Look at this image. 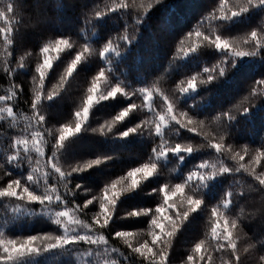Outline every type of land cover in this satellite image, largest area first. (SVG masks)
Segmentation results:
<instances>
[{
  "label": "trees",
  "instance_id": "1",
  "mask_svg": "<svg viewBox=\"0 0 264 264\" xmlns=\"http://www.w3.org/2000/svg\"><path fill=\"white\" fill-rule=\"evenodd\" d=\"M113 2L118 0H0V10H4L8 17V24L0 20V28L11 26L13 29L10 33L13 41L11 45L6 44L4 35L0 34V95L7 94L13 86L18 89L16 99L10 102L18 118V125L13 127L11 119L7 117L0 120V188L6 187L12 179L25 182L31 168L36 166L35 160L40 159L33 153L31 166L27 161H17L15 164L8 162L14 138L21 135V130L27 123L21 118L32 116V98L39 87L38 80L33 78L39 76L35 69L37 64L43 62L40 50L45 44L58 38L69 39L74 47L59 53L53 50L49 54L52 68L46 72L44 92L56 95L54 99L44 100L41 104V113L45 116L41 130L46 137L48 130L55 132L66 123L75 124L74 113L82 109L86 90L100 69L108 70L106 75L112 86H122L128 92L155 86L174 101L178 112H188L194 119L204 121L205 127L195 126L201 133L196 135L186 129L177 130L179 126L174 123L170 125L165 130L166 139L170 143L190 144L196 150L191 154L169 153L157 160V174L142 181L138 188L119 199L109 226L100 230L98 225H93L105 234L111 247L124 253L123 256L119 253L99 256L103 250L80 243L26 256L15 264H104L105 259L116 260L118 264H147L140 257L129 255V249L122 241L112 237L114 232L132 230L138 233L135 240L150 242L151 238L147 234L149 217H121L132 210H154L162 203V196H158L155 190L164 184L184 182L202 161L215 162L216 153L207 147L212 135L217 139L224 135L223 143L232 145L236 150L247 147L249 153L241 163L255 167L257 172L264 171V161L256 166L250 160L257 150L264 151V96L252 97L251 103L245 99L255 82L264 80V47L255 55L236 58L234 66L231 58L228 63L223 64L222 59L226 54L213 47L202 46L186 57L177 51L181 47V40L185 41V48L196 41L194 36L185 40L188 33L199 28L206 34H211V28L215 26L220 35L229 39H242L256 30L264 41V5L251 7L246 13L229 21H216L209 17L218 9L220 0H160L146 14L134 9L107 12V7ZM136 2L138 4L140 0ZM234 2L235 0H230V5ZM8 3L13 4V13H7ZM35 9L40 13L36 14ZM97 11L105 14L97 18ZM125 33L129 37L126 42L120 39ZM110 40H117L118 54L109 52L102 59L99 52ZM83 45L92 49V53L77 65L66 82H62L61 77ZM240 47L242 50H251L252 45L241 44ZM21 58L23 68L19 66ZM216 65L225 68L224 75L219 76L217 69V73L213 74L216 75L213 81L201 84L200 80H207L209 75L203 73L204 68ZM6 68L12 71L7 72ZM193 75L197 76L198 89L180 94L178 85H181V81L186 85L187 79ZM104 87L102 82L101 89ZM154 99L156 110L160 111L162 100L159 96ZM132 102L141 105L143 98L137 94L129 101L118 94L115 100L95 105L84 129L65 143L58 154L65 172L78 163L97 159L103 162L84 172L74 173L69 178L68 188L75 195L68 194L67 204L60 208L74 209L77 205L82 206L88 199L102 196L103 188L112 180L126 176L127 171L148 162L153 148L159 143V137L152 135L147 128L138 129L137 133L124 138L119 135L144 120H151L152 114L146 109L138 108L130 113L123 122L115 124L111 133L100 135L98 131H93L111 122ZM244 108H249L248 112L243 113ZM224 112H231L235 118L231 121L223 117L215 119ZM205 133L210 134L208 140L204 139ZM47 139L50 142L45 146L46 155L41 160L42 171L44 161L52 153L53 138ZM221 159L228 167L236 166V162L229 159L227 153ZM49 183L57 184V181L50 179ZM76 185L81 187L77 189ZM57 186L61 193L65 192L62 184ZM32 190L37 194L41 191L36 186ZM228 192L233 195L226 215L237 221V227L233 231L240 257L239 264H261L260 257L264 256V187L243 170L222 174L206 182L197 192L203 200L201 209L191 213L186 221L177 219V213H182L187 206H182L179 199L174 198L177 207L168 214L176 220L178 230L165 249L168 264H185L194 244L210 237V210L221 204ZM18 204L23 207L19 211H13ZM98 211L99 204L94 201L93 205H89L78 215L80 219L91 223L93 213ZM0 233L4 234L0 238H15L20 242L33 236H60L62 230L54 224L51 211L42 209L38 203L25 205L14 199L0 198ZM82 234L86 233L78 230L72 236ZM47 243L36 242L40 248ZM160 247L164 245L161 244ZM206 248V260H197V264H208V255L212 257L211 264H224L225 261L235 264L230 250H215L214 241L209 239Z\"/></svg>",
  "mask_w": 264,
  "mask_h": 264
},
{
  "label": "snow or ice",
  "instance_id": "2",
  "mask_svg": "<svg viewBox=\"0 0 264 264\" xmlns=\"http://www.w3.org/2000/svg\"><path fill=\"white\" fill-rule=\"evenodd\" d=\"M160 0H140L137 4L136 0H118L113 2L107 7L106 11H117L134 9L143 13L153 6L154 3H159ZM264 5V0H235L234 4L230 5V0H220L219 7L213 13L210 14L209 19L216 21H229L234 17L240 16L246 13L251 7ZM7 13H13L14 7L12 3H8ZM103 14L101 11L96 12V17L100 18ZM0 20L8 24V17L4 10H0ZM13 31L12 27L0 28V34L4 35V41L6 44L11 45L12 39L10 33ZM196 38V41L190 44L187 48L183 47L185 41L181 40V47L177 49L179 53L186 57L192 53H195L202 46L213 47L215 50L225 53V58L222 59V63H228V59H232L233 66L235 65L236 58H242L245 56L255 55L261 47H264V41H262L261 34L256 30L250 32L249 36L242 39H229L217 32V26L211 28V34H206L199 28L193 32H190L185 37V40ZM120 39L128 41L129 37L125 33ZM252 45L251 50H242L240 45ZM74 44L66 38H58L45 44L41 48V55L43 56V62L37 64L35 71L39 74L38 77H34V80H38L39 87L34 91L31 110L32 116H24L21 119L26 121L25 127L21 130V135L14 138L11 145L13 151L8 157L10 164H15L17 161H27L31 166L33 163L32 154L40 158L35 160V167L31 168V172L26 176V181L22 183L20 179H12L7 183L6 187L0 188V198L14 199L16 201L24 202L25 205L38 203L42 206V209L51 211L53 222L61 230L62 234L56 236L53 234L40 235L27 237L18 242L17 239H3L0 238V264H15L16 261L26 256L38 255L41 252H49L53 249L63 248L69 245H75L83 243L87 246H95L103 250L99 256H110L111 253H119L124 255L118 248L111 247L109 240L102 231L97 230L93 225H98L100 230L109 226L110 221L113 219V213L116 211V205L119 199L131 191L138 188L142 181H147L157 174L156 161L166 157L169 153L179 155L181 153L191 154L196 148L192 145H184L179 143H170L165 136V130L173 123L178 125L177 130L186 129V131L200 135L197 131V127L204 128L205 124L202 120L194 119L186 111H179L176 109L175 103L167 95L162 93L155 86L137 89L135 92H128L122 86H112L109 83L108 76L106 75V69H100L91 80L90 86L86 90V97L83 100V107L80 110L75 111L74 119L75 124L66 123L56 129L55 132L48 130L47 137H52V153L43 163V171L41 170V160L45 157V146L50 142L45 136V132L41 130V126L45 121V116L41 113V104L44 100H52L55 98L56 93L44 92V82L46 78L47 70L52 68V58L50 53L54 50L59 53L67 49H72ZM119 44L117 40H110L107 45L99 52V56L103 59L106 54L113 52L118 54ZM8 52V49H5ZM92 49L83 45L80 51H78L68 65L65 75L61 77L62 82H66V78L72 76L82 60L87 59V56L92 53ZM11 55L10 52H8ZM21 58L20 67L23 68ZM219 76H223L225 68L221 65H216L212 68L206 67L203 73H209L207 80H200L201 84L213 81L216 78L214 73ZM7 72H11V69H5ZM105 85L103 90L101 89V83ZM198 89L197 76L193 75L187 79L186 85L184 81H181V85H178V91L180 94H187L194 92ZM18 89L13 86L9 89L5 95H0V120H4L6 117L12 121V126L18 125V118L14 112V107L10 102L14 101L17 97ZM127 98L129 101L132 97L139 94L143 98V103L137 105L132 102L127 105L126 108L121 110L111 122L101 125L98 129H93L94 132H99L100 135H106L111 133L113 127L118 122H123L130 113L138 108L146 109L152 114L151 120H144L133 128L126 129L119 135L121 138L129 136L131 133H137L138 129L147 128L155 137H159V143L153 148L152 156L148 162L143 163L141 166L135 167L127 171L126 176H121L118 179L112 180L103 188L102 196L93 197L84 202L82 206L77 205L73 208H60L61 205H66V196L68 194L75 195L71 189L68 188L70 183L69 178L74 173H81L88 170L91 167L98 166L103 161L97 159L95 161L85 162L83 164H76L71 166L70 170L65 172L62 170L58 154L63 149L65 143L71 138L78 135L87 124L90 113L93 107L102 101L115 100L117 95ZM159 96L162 100L161 110L157 111L155 106L154 97ZM264 96V80L255 82L254 86L246 100L250 103L252 97ZM249 108H244L243 113L248 112ZM178 112V114H177ZM221 117L227 121H231L235 118L231 112H224L221 116H217L215 119L220 120ZM209 133L204 134V139H209ZM225 137L220 135L219 138L212 135L207 147L214 150L216 153V161H202L196 166L195 170L191 171L186 177L185 181L179 184H164L158 190H155L158 196H162V203L155 207V209H139L132 210L126 214L127 218H140L141 216L149 217V241H137L135 237L138 235L136 231L132 230H120L113 233V239H120L122 243L129 249V255H135L146 261L147 264H168V257L166 255V248L170 245V238L173 237L178 230L177 222L168 213L174 211L177 207L176 199H179V203L187 207L182 213H177V219L180 221H186L191 213H195L201 209L203 200L197 195L198 190L203 187L206 182L210 181L214 177L230 172H240L241 170L248 172L255 181L261 187H264V171L257 172L255 167H251L244 163L245 156L248 155L249 149L244 147L240 150H236L232 145H226L223 143ZM228 154V158L236 162L235 167H228L225 165L224 160L221 159ZM252 165L259 166L261 161H264V151L257 150L254 156L250 157ZM50 169L51 171H49ZM58 174V176L56 175ZM55 179L57 184H50L49 180ZM58 184L64 186L65 192L61 193L58 188ZM193 185H195L193 187ZM33 186L39 187L41 191L37 194L34 192ZM81 186L76 185L79 189ZM186 189L188 191L186 192ZM232 193L228 192L225 195L222 203L214 206L210 210L211 225H210V237L201 239L194 244L191 249V253L187 256L185 264H197V260L205 261L207 252L206 245L208 240L215 242V250L217 251H229L231 256L234 257L235 264H239L240 257L237 254V243L234 236V229L237 227L236 219H230L226 212L229 210L232 203ZM98 202L99 211L93 213L92 222L88 223L80 219L78 213L83 209ZM23 206L17 205L13 211H19ZM101 218H103L101 220ZM78 230L86 233L82 235L70 236L71 233H76ZM158 230V231H157ZM3 233H0V237H3ZM48 243L45 247L40 248L36 242ZM163 244L164 247H160ZM91 248V247H89ZM211 255L207 256L208 264H211ZM261 264H264V256L260 257ZM104 264H118L116 260L105 259ZM224 264H233L232 261H225Z\"/></svg>",
  "mask_w": 264,
  "mask_h": 264
},
{
  "label": "rangeland",
  "instance_id": "3",
  "mask_svg": "<svg viewBox=\"0 0 264 264\" xmlns=\"http://www.w3.org/2000/svg\"><path fill=\"white\" fill-rule=\"evenodd\" d=\"M34 11H35L36 14H39L40 13V11L37 10V9H35ZM73 234H75V233H71L70 236H72Z\"/></svg>",
  "mask_w": 264,
  "mask_h": 264
}]
</instances>
